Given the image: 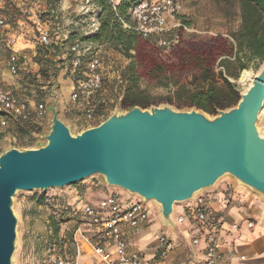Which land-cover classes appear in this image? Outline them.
Returning a JSON list of instances; mask_svg holds the SVG:
<instances>
[{"label":"water","instance_id":"1","mask_svg":"<svg viewBox=\"0 0 264 264\" xmlns=\"http://www.w3.org/2000/svg\"><path fill=\"white\" fill-rule=\"evenodd\" d=\"M264 61L236 105L209 115L169 103L116 107L97 125L73 133L52 116L37 147L0 152V264H13L18 217L13 196L23 190L73 184L100 174L143 201L173 225L175 204L193 200L225 175L264 197Z\"/></svg>","mask_w":264,"mask_h":264},{"label":"rangeland","instance_id":"2","mask_svg":"<svg viewBox=\"0 0 264 264\" xmlns=\"http://www.w3.org/2000/svg\"><path fill=\"white\" fill-rule=\"evenodd\" d=\"M115 1V0H114ZM120 0H116L118 3ZM182 8L175 21L180 25L175 26L172 33L165 37L181 35L183 40H198L211 36L223 35L231 38V34L240 27V3L239 0H179ZM6 14L8 16V32H15L17 42L14 48H19L18 63L19 70L11 72L12 80H4L2 83L6 88L14 91L25 99L33 98L36 102H44L47 107L48 116L52 114V106L55 101L60 105L59 116L71 128L73 133L79 132L86 125L95 123L83 120L82 106L70 101V89L66 80L72 76L70 41L80 39L90 32L91 18L80 10L75 0H10L7 4ZM47 27L51 31V39L57 41L52 35L54 30L58 31L62 43L59 51L55 54L53 46L44 47L39 42L40 28ZM58 27V28H57ZM6 31H0V67L7 68L11 46L5 41ZM233 40V39H232ZM59 41V40H58ZM158 47V46H157ZM160 49L163 59L172 61L167 49ZM102 58V94L111 96L113 104L119 103L126 81L123 79V70L129 59L121 52L112 47H95ZM240 59L225 58L221 63L218 58L215 70L218 72L222 65L223 73L227 74L232 82L236 84L240 92L244 91L250 82L239 80L241 71L249 69L256 73L262 65L259 57H246L240 54ZM86 60V59H84ZM83 61V66H84ZM246 65V68H241ZM81 76V74H77ZM16 81V84H13ZM176 77L169 75L160 80H148L142 76L138 83L140 88L152 98L173 95L175 91L174 82ZM61 86V87H60ZM59 87L62 89L60 90ZM62 91V92H61ZM79 105V106H77ZM119 107V106H116ZM3 115L0 111V115ZM47 117V116H46ZM46 117L36 119L39 129L32 131L31 135L21 133L24 123L8 117L7 125L0 123V146L34 147L31 146L34 139L42 143L44 134L43 126ZM258 127L264 134V106L259 113ZM25 129V128H24ZM84 129V128H83ZM236 181L229 175L223 176ZM218 181V182H219ZM248 188V187H247ZM249 189V188H248ZM115 193L125 206L129 198L140 200L136 195L128 191L108 184L100 174L90 175L73 184L62 187H50L47 189L23 190L13 196V210L18 217L16 250L13 254V264H50L52 259L61 251L67 255H73L79 264H92L93 256L81 252L79 256L73 247L72 229L74 220L68 215L62 214V206L67 204L79 205L81 202L96 203L104 194ZM192 200L175 204L176 216L183 205L191 203ZM149 210L157 215L155 204L151 200L143 202ZM59 219L60 224L57 232L54 231L52 220ZM164 224V223H163ZM177 225V227L175 226ZM84 226V225H83ZM82 226V227H83ZM163 230L170 234L177 232L179 224H164ZM85 228H87L85 226ZM159 241V239H158ZM77 256V257H76Z\"/></svg>","mask_w":264,"mask_h":264},{"label":"built area","instance_id":"3","mask_svg":"<svg viewBox=\"0 0 264 264\" xmlns=\"http://www.w3.org/2000/svg\"><path fill=\"white\" fill-rule=\"evenodd\" d=\"M75 1L80 10L91 18L90 32L95 31L98 28L97 0ZM107 1L113 6L117 4L114 0ZM7 4H10V0H0L2 33L9 27ZM181 8L182 4L179 0H135L129 9L130 22L122 19L121 21L124 27L134 30L159 47L166 48L170 42L177 39V35L169 38L164 35L172 33L175 26L180 25L175 21V16L179 14ZM39 32L40 44L48 45L51 42L50 29L43 27ZM5 35L6 43L11 46L8 68L16 73L19 69L18 54L14 48L17 38L8 33ZM70 50L73 54L71 59L73 85L69 98L72 102L81 104L83 120L91 121L95 117L92 98L103 83L102 58L87 41L74 40ZM83 61H85L84 66ZM218 69L223 70V66H218ZM76 71L81 74L80 77L74 73ZM0 111L4 113L0 123L5 126L8 117L21 122H36V119L46 117L47 106L44 102L31 106L27 99L13 93L0 80ZM139 199L129 198L124 206L117 194L109 192L96 203L81 202L79 205H65L68 218L74 220L72 238L77 256L84 250L93 256L94 264H142L143 256L139 251L129 249L123 230L124 227L136 229L148 222L149 209L143 203L145 201ZM187 221V229L193 232L191 243L194 245L203 243L202 257L196 259L193 264H228L219 249L223 218L209 205L203 195H196L192 202L186 205L184 212L176 217L178 223ZM247 225L253 226V221H248ZM232 226L239 227L237 223ZM159 243L164 251H170L173 247L164 234L159 236ZM50 264H77V260L67 255H57Z\"/></svg>","mask_w":264,"mask_h":264},{"label":"trees","instance_id":"4","mask_svg":"<svg viewBox=\"0 0 264 264\" xmlns=\"http://www.w3.org/2000/svg\"><path fill=\"white\" fill-rule=\"evenodd\" d=\"M134 1L120 0L113 6L107 0H97L98 28L78 39L90 42L93 50L95 47H112L129 59L122 74L126 85L116 106L122 109L135 105L145 108L169 103L176 108L195 107L209 115H215L220 109L236 105L240 99V91L222 69L216 72L215 63L217 58L219 63L225 58L240 59L242 53L246 57H259L261 63L264 61V0H239L241 23L239 29L231 34V38L217 35L186 41L181 35H177V39L170 42L168 47H160L169 51L172 61L161 57L159 46L153 41L123 26L121 19L130 22L129 9ZM52 35L57 41L51 39L48 45L43 46H53V52L56 54L62 44L60 41L69 39L60 38L56 30ZM73 41H70V46ZM241 68H246V65H242ZM74 73L79 74L77 71ZM169 75L176 77L173 95L152 98L140 88L138 83L142 76L157 81ZM101 92L102 86L92 98L95 113V123L92 126L100 123L116 108L111 96H104ZM23 123L22 134L31 135L32 131L39 129L38 124L33 121ZM32 143L31 146L34 147L42 144L37 142V139ZM3 148H0V152ZM65 205L69 204L65 203L61 212L67 215ZM51 222L54 224V231L57 232L60 220L55 219ZM70 230L73 232V229ZM59 255H67V253L61 251ZM73 255L67 256L74 258Z\"/></svg>","mask_w":264,"mask_h":264},{"label":"crops","instance_id":"5","mask_svg":"<svg viewBox=\"0 0 264 264\" xmlns=\"http://www.w3.org/2000/svg\"><path fill=\"white\" fill-rule=\"evenodd\" d=\"M8 28L5 29L6 33L10 36H16L15 32H8ZM15 49L17 52L20 50L19 48ZM6 66L7 68L0 67V77L4 80H12L8 71V60H6ZM65 79L70 81L68 90L71 91L73 80L67 75ZM13 84H16V81ZM60 87L59 89L62 90ZM27 100L31 106L36 105L33 98ZM46 116V122L43 126L44 133L47 131L51 120V115L48 116L47 113ZM1 118L2 114L0 120ZM90 126L92 125H86L83 128ZM199 194L203 195L209 205L223 218V228L219 235V249L223 252L227 263L264 264V197L230 178L222 179L214 187L205 189ZM181 208L185 210L186 205ZM149 212V220L146 224L136 229L130 227L123 229L129 243V249L137 250L143 256L142 264H193L196 259L202 257L203 243L199 245L191 243L193 232L187 229L189 220L183 223L176 222V217L184 211L179 209V213L175 216L174 207L173 221L179 226L177 232L170 234L162 229L164 224L159 215H155L152 210ZM248 221H253V226L249 227ZM234 223H237L239 227L234 228L232 226ZM175 226L177 227V225ZM162 234L171 241L173 247L170 251H164L158 241ZM81 252L91 255L84 250Z\"/></svg>","mask_w":264,"mask_h":264},{"label":"bare ground","instance_id":"6","mask_svg":"<svg viewBox=\"0 0 264 264\" xmlns=\"http://www.w3.org/2000/svg\"><path fill=\"white\" fill-rule=\"evenodd\" d=\"M115 1H116V0H115ZM254 74H255V73H253L251 70H249V69H244V70L241 71V74H240L239 80H240L241 82H246V81H247V83H248V81H249V82L251 83ZM250 83H249V84H250ZM249 84H247V85H249Z\"/></svg>","mask_w":264,"mask_h":264}]
</instances>
